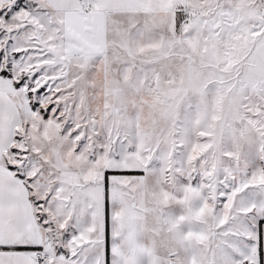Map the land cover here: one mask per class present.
Masks as SVG:
<instances>
[{
  "label": "snow or ice",
  "instance_id": "6c2138e0",
  "mask_svg": "<svg viewBox=\"0 0 264 264\" xmlns=\"http://www.w3.org/2000/svg\"><path fill=\"white\" fill-rule=\"evenodd\" d=\"M0 264H264V0H0Z\"/></svg>",
  "mask_w": 264,
  "mask_h": 264
}]
</instances>
